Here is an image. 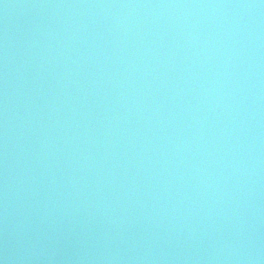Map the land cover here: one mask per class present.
Returning a JSON list of instances; mask_svg holds the SVG:
<instances>
[{"label": "water", "instance_id": "obj_1", "mask_svg": "<svg viewBox=\"0 0 264 264\" xmlns=\"http://www.w3.org/2000/svg\"><path fill=\"white\" fill-rule=\"evenodd\" d=\"M0 264H264V0H0Z\"/></svg>", "mask_w": 264, "mask_h": 264}]
</instances>
